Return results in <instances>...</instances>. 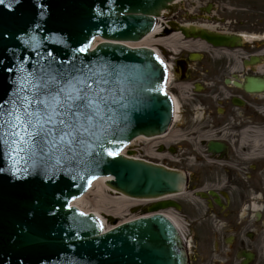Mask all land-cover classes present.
I'll return each mask as SVG.
<instances>
[{
    "label": "water",
    "instance_id": "1",
    "mask_svg": "<svg viewBox=\"0 0 264 264\" xmlns=\"http://www.w3.org/2000/svg\"><path fill=\"white\" fill-rule=\"evenodd\" d=\"M174 1L20 0L17 4L5 0L0 4V102L11 98L18 83L49 71H71L74 66L102 75L108 81L104 87L109 100L119 101L112 105L110 118L106 116L96 128V136L85 135L84 143L71 152L43 156L36 151L13 160L9 148L0 144V264H189L177 228L158 213L172 203L154 205L148 210L151 216L104 233L93 214L70 206L98 177H112L107 186L133 199L183 191L182 173L120 153L139 136L161 137L171 124L173 105L164 92L165 67L153 50L125 43L143 42L155 19L171 11ZM182 8L176 6L169 15ZM179 32L215 48L241 46L237 36L193 27ZM93 37L105 42L94 47ZM89 41L86 53L74 51ZM50 51L57 62L47 57ZM245 90L261 93L264 82L251 81ZM109 150L119 155L110 156Z\"/></svg>",
    "mask_w": 264,
    "mask_h": 264
},
{
    "label": "flooded vegetation",
    "instance_id": "2",
    "mask_svg": "<svg viewBox=\"0 0 264 264\" xmlns=\"http://www.w3.org/2000/svg\"><path fill=\"white\" fill-rule=\"evenodd\" d=\"M215 8L216 0L205 14ZM244 10L242 22L218 19L232 32L214 31L242 29L238 51L198 42L195 52H162L180 111L154 156H146L187 177L167 213L185 234L189 264H264V91L245 90L264 82V8ZM182 26L169 19L162 38Z\"/></svg>",
    "mask_w": 264,
    "mask_h": 264
},
{
    "label": "snow or ice",
    "instance_id": "3",
    "mask_svg": "<svg viewBox=\"0 0 264 264\" xmlns=\"http://www.w3.org/2000/svg\"><path fill=\"white\" fill-rule=\"evenodd\" d=\"M13 2L18 4L20 0ZM4 3L0 0V4ZM90 48L89 41L74 51L86 53ZM47 57L57 62L53 52H48ZM107 83L102 75L75 66L71 71H49L18 83L11 98L0 102V144L9 148L13 160L26 159L36 151L43 156L53 151H73L84 143L85 135L96 136V128L106 116L110 118L112 105L119 103L109 100V90L104 87ZM108 154L119 155L111 150Z\"/></svg>",
    "mask_w": 264,
    "mask_h": 264
},
{
    "label": "rangeland",
    "instance_id": "4",
    "mask_svg": "<svg viewBox=\"0 0 264 264\" xmlns=\"http://www.w3.org/2000/svg\"><path fill=\"white\" fill-rule=\"evenodd\" d=\"M214 0H183L180 1V3L176 4V6L183 7L181 11L171 14V15H165L166 17L163 18V21L167 23V19H176L181 25L183 26H196V27H204L208 28L210 30L216 31V32H232L231 29L228 28L227 24H224L223 22H219L218 19L225 18L226 22H230L232 19H236L239 22H242L243 19H245V15L247 14L245 12V7L248 4L255 5L259 8H264V0H216V3L219 5V11L216 12V8L214 11L207 15L205 14V8L208 3H212ZM217 20V21H213ZM164 27V26H163ZM162 27V28H163ZM235 33L246 35L245 32L242 29L235 30ZM161 40V37L154 38V42L157 40ZM170 39V38H168ZM164 40V39H163ZM185 41H181L180 45H185ZM178 51H182V53H187L188 49L184 47H179ZM153 48H156L158 51L166 53H170L172 56H174V51L171 50L168 46L164 45H158L156 43H153ZM183 93V91H181ZM181 93H179V97L181 96ZM184 95V93H183ZM190 95V94H187ZM175 167V166H173ZM178 168V167H177ZM180 170V169H179ZM108 193V192H107ZM117 194V193H116ZM107 197L109 200H114L120 197L119 194H111L108 193ZM99 194L97 193V190H94L91 193L87 195L85 198V202L83 203L82 207L93 214L94 210L96 208H104V206L100 203L99 200ZM143 207L141 205H135L132 207H129L126 212H123L122 215H110L106 213H101V216L104 220V226L106 229H110L117 224L124 223V221L133 219L137 216L143 215V211H140Z\"/></svg>",
    "mask_w": 264,
    "mask_h": 264
},
{
    "label": "bare ground",
    "instance_id": "5",
    "mask_svg": "<svg viewBox=\"0 0 264 264\" xmlns=\"http://www.w3.org/2000/svg\"><path fill=\"white\" fill-rule=\"evenodd\" d=\"M155 26L156 27L153 30L152 34L146 36L143 39V42H131V43H127V44L129 46H132L135 48L141 47V46L153 48V43H156L158 45L160 44V45L168 46L174 52H178V46L177 45H180V43L182 41L181 35L179 33H177L176 36L174 35L170 39H164V40L158 39L156 42H154V38H156V37L158 38V37L162 36V29L160 28V26L158 24ZM98 42H100V40H96V43H98ZM179 47H184V48L191 50V51H196V50L200 49L199 43L196 44V43H192V42H188L187 45L182 44ZM154 50L159 53V51L156 48H154ZM174 102H175L176 109L178 110V108L180 107V104L177 100H174ZM176 117H178V111H176V113H175V118ZM162 138H164V137H161V138H160V136L151 137V138L139 137L129 147H126L122 153H123V155L127 156L128 152L134 151V150H132V148H134L136 146V143L140 142V141L141 142H149V140H150L151 141L150 143L153 144L151 147V149H152L153 147H156L160 143V141H162ZM149 152L151 153L152 151L150 150ZM108 180H111V178H109V179L101 178V179H98L97 181L93 182L94 184L92 185L90 191L87 193V195L89 193L92 194V192L94 190H97V193L99 194L100 203L104 206V208H96L93 213L96 214V216H100V220H101L102 224L104 223V220L101 216L102 212L106 213V214H110V215H116V216L119 215L120 216L123 214V212H126L129 207H132V206H135L138 204H143V203L147 204L148 203L147 200L132 199V198L126 197L124 195H120L119 198L114 199L113 201L109 200L107 197L108 193L115 194V195H117L118 193L116 194V191L110 189L107 186L106 182H108ZM87 195L72 203L73 206L78 207L84 213H89L88 211H86L82 207L83 203L85 202V198L87 197ZM172 219L177 222V220H175V218H172ZM104 229L106 230L105 227H104Z\"/></svg>",
    "mask_w": 264,
    "mask_h": 264
}]
</instances>
